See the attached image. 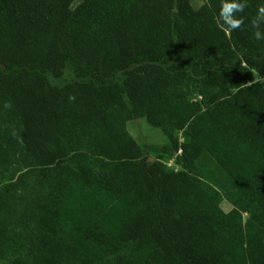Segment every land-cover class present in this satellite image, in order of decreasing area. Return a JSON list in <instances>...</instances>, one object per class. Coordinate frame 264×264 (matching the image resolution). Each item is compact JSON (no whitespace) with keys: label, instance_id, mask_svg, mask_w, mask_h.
<instances>
[{"label":"trees","instance_id":"obj_1","mask_svg":"<svg viewBox=\"0 0 264 264\" xmlns=\"http://www.w3.org/2000/svg\"><path fill=\"white\" fill-rule=\"evenodd\" d=\"M192 1L0 0V264H264V0Z\"/></svg>","mask_w":264,"mask_h":264},{"label":"rangeland","instance_id":"obj_2","mask_svg":"<svg viewBox=\"0 0 264 264\" xmlns=\"http://www.w3.org/2000/svg\"><path fill=\"white\" fill-rule=\"evenodd\" d=\"M204 2L205 0H193L192 4L195 8H198ZM53 84L57 85L58 81L53 80ZM126 128L129 131V133L132 135V137L135 139V141L139 144L145 143V144H150L152 146L162 147L168 143L167 138L163 135L162 131L157 128L151 127L146 122L145 118L129 120L126 123ZM178 135H180V133H178ZM180 141H182L181 136H180ZM150 158L153 160L152 157ZM174 158L175 157L164 160L165 164L175 170L180 169V166L175 163ZM199 167L202 170L199 176L202 179L206 180L207 182L214 184L217 187V189L222 191L223 190L222 184H216L214 181V177L216 176L217 172L214 170V167L211 164V162L209 160H202V162L199 163ZM220 207L225 212L231 209V205L227 200H223L220 204ZM243 216L245 219L247 215L244 214Z\"/></svg>","mask_w":264,"mask_h":264},{"label":"clouds","instance_id":"obj_3","mask_svg":"<svg viewBox=\"0 0 264 264\" xmlns=\"http://www.w3.org/2000/svg\"><path fill=\"white\" fill-rule=\"evenodd\" d=\"M247 7V0H222L218 23L226 32L241 29L244 24L242 14ZM251 26L254 29L253 38L256 41H264V5L258 7L255 17L251 20Z\"/></svg>","mask_w":264,"mask_h":264},{"label":"built area","instance_id":"obj_4","mask_svg":"<svg viewBox=\"0 0 264 264\" xmlns=\"http://www.w3.org/2000/svg\"><path fill=\"white\" fill-rule=\"evenodd\" d=\"M259 81H262V82H264V79H262V78H259Z\"/></svg>","mask_w":264,"mask_h":264},{"label":"water","instance_id":"obj_5","mask_svg":"<svg viewBox=\"0 0 264 264\" xmlns=\"http://www.w3.org/2000/svg\"><path fill=\"white\" fill-rule=\"evenodd\" d=\"M150 160H152V159L150 158Z\"/></svg>","mask_w":264,"mask_h":264}]
</instances>
